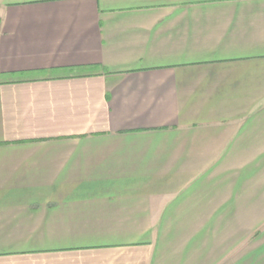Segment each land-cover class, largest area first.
Instances as JSON below:
<instances>
[{
  "label": "crops",
  "instance_id": "crops-1",
  "mask_svg": "<svg viewBox=\"0 0 264 264\" xmlns=\"http://www.w3.org/2000/svg\"><path fill=\"white\" fill-rule=\"evenodd\" d=\"M0 264H264V0H0Z\"/></svg>",
  "mask_w": 264,
  "mask_h": 264
}]
</instances>
